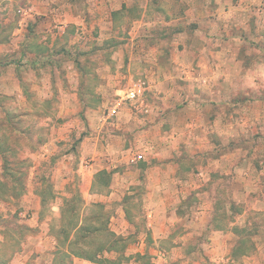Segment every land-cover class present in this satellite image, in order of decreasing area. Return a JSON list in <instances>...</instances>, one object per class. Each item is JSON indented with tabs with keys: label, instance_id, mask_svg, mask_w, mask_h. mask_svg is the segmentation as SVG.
Returning <instances> with one entry per match:
<instances>
[{
	"label": "crops",
	"instance_id": "0c3cea01",
	"mask_svg": "<svg viewBox=\"0 0 264 264\" xmlns=\"http://www.w3.org/2000/svg\"><path fill=\"white\" fill-rule=\"evenodd\" d=\"M228 1L95 0V5L113 12L125 6L131 9L135 2L141 13L135 23L149 31L156 26H176L177 38L171 43L170 62L160 60L158 67H152L159 77L172 70L159 85L149 87L158 98L156 104H144V98L133 110L137 113L148 107L150 114L157 110V116L147 117L150 127L144 128L140 138L136 135L129 151L122 150L124 136L116 128H127L132 114L119 99L110 104H119L115 114L122 120L112 128L114 137L120 139L117 161L121 166L131 163V170L112 169L118 166L111 158L117 149L105 139L101 127L80 140L78 154L65 152L57 166L58 174L67 180L72 172L67 158L74 154L80 160L77 173L87 177L84 189L90 205L114 198L116 206L106 217L107 228L101 227V214L81 218L79 225L94 221L98 226L91 233L98 238L110 235L113 246L105 244L110 249L105 248L101 259L93 261L67 247L71 258L90 264H264V224L257 226L251 220L254 212L264 216V83L250 82L243 46L251 41L242 34L235 17L237 8ZM150 12L159 17L152 19ZM35 39L31 60L39 64L50 55L42 58ZM68 59L75 69L79 62ZM175 81L177 86L169 88ZM81 87L75 86L77 90ZM4 88L0 93L7 94ZM18 89L23 92L21 85ZM44 91L41 87L39 95ZM43 119L51 121L52 117ZM168 124L173 125L172 131ZM249 134L261 141L253 151L241 144L228 146ZM68 135L60 137L63 140ZM222 147L225 150L219 152ZM57 148L56 144L45 148L42 155ZM191 172L197 176L187 180ZM213 174L233 180L226 184L222 178L217 183ZM222 188H228L224 199ZM229 205L237 209L231 216H227ZM73 230L78 232V228ZM201 237L205 238L204 253L196 254L194 241Z\"/></svg>",
	"mask_w": 264,
	"mask_h": 264
},
{
	"label": "rangeland",
	"instance_id": "374dc122",
	"mask_svg": "<svg viewBox=\"0 0 264 264\" xmlns=\"http://www.w3.org/2000/svg\"><path fill=\"white\" fill-rule=\"evenodd\" d=\"M94 2L0 0V91L8 88L7 94L0 93V264H70L71 259L73 264H90L82 257L71 258L67 247L74 254L100 260L99 255L105 254V244L112 237L104 234L98 238L96 233H89L98 226L94 221L82 224L89 229L86 235L84 230L74 234L68 222L73 215V221L80 224L81 218L101 214V227L107 228L106 217L116 211L114 198L90 205L84 189L87 177L77 173L80 160L74 154L73 158H67L71 159L72 167L67 180L58 174L57 166L65 152L75 150L78 154L80 140L101 127L105 139L117 149L111 158L118 166L112 169L131 170V163L121 166L117 161L121 158L120 139L114 137L112 128H116L119 119L117 114L109 115L110 104L119 99L132 114L127 128H116L124 136L121 147L125 151L130 150L137 136L144 135V128L150 127L147 117L157 116V110L150 114L146 107L137 113L133 110L144 98V104H156L158 98L149 87L159 85L161 78L165 79L172 70H165L166 75L159 77L157 71L153 74L152 67L160 60L170 62L176 26H156L149 31L134 22L141 16L135 2L131 9L125 6L116 12ZM228 2L237 8L235 17L240 30L251 41L243 46L247 52L245 64L252 75L250 82L264 83V0ZM150 16L159 17L151 12ZM33 38L42 58L50 55L39 60V64L31 60ZM68 57L79 62L75 69L69 66ZM137 81L144 82L145 93L141 99L130 101L126 93ZM78 84H82L80 90L75 88ZM173 86H177L176 81L168 87ZM41 87L45 89L42 96ZM20 94L28 98L27 102ZM43 116H51L52 120ZM172 126L168 127L170 131ZM63 133L70 136L62 140ZM260 142L249 134L228 146L241 144L253 151ZM54 144L58 145L57 150L43 156L44 149ZM223 150L225 147L219 152ZM207 158L210 157L204 160ZM190 174L187 180L197 176ZM222 178L226 184L233 180L212 176L217 183ZM212 189L218 191L214 186ZM227 189L221 190L223 199ZM37 193L45 197V202H41L43 198ZM68 197L73 201L70 205L64 202ZM234 206L229 205L227 216L237 211ZM251 215L255 225L264 224L263 215L256 212ZM204 239L194 241L196 254L204 253L201 246Z\"/></svg>",
	"mask_w": 264,
	"mask_h": 264
},
{
	"label": "built area",
	"instance_id": "2783aa9c",
	"mask_svg": "<svg viewBox=\"0 0 264 264\" xmlns=\"http://www.w3.org/2000/svg\"><path fill=\"white\" fill-rule=\"evenodd\" d=\"M146 90L145 84L142 81L135 82L131 88L126 93V98L130 101H137L141 99ZM119 108V104L116 103L109 108V115H114ZM146 112H149L148 107L145 109Z\"/></svg>",
	"mask_w": 264,
	"mask_h": 264
},
{
	"label": "trees",
	"instance_id": "16d2710c",
	"mask_svg": "<svg viewBox=\"0 0 264 264\" xmlns=\"http://www.w3.org/2000/svg\"><path fill=\"white\" fill-rule=\"evenodd\" d=\"M43 197V200H42V202H45V197L44 196H42ZM73 201H72V199H65V203L67 204V205H70L71 203H72ZM75 215H73L72 216V220H70L69 222H68V224L69 225H72V227L71 228H78V230H80V231H83L84 230V232H85V235H86V230L88 229V228H86L85 229V225H81V226H79L80 224H77L76 223V221L74 222L73 221V219H75V218H73ZM70 219H71V217H70ZM89 230V229H88ZM90 230H92V229H90ZM89 230V233H91L92 231H90ZM84 235V236H85ZM87 235H89V234H87ZM114 240H110L109 241V245L113 242ZM114 243V242H113ZM113 243L110 245V246H113ZM110 246L108 247V248H106V249H110ZM76 255H78V254H76ZM78 256H80V257H83L81 254L80 255H78ZM86 258H88V259H90V260H94L92 257H89V256H85Z\"/></svg>",
	"mask_w": 264,
	"mask_h": 264
}]
</instances>
